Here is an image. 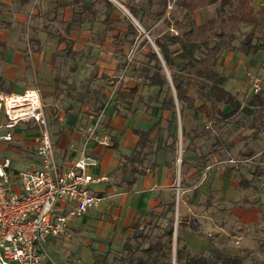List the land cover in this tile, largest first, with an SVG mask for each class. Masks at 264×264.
<instances>
[{"label":"trees","instance_id":"obj_1","mask_svg":"<svg viewBox=\"0 0 264 264\" xmlns=\"http://www.w3.org/2000/svg\"><path fill=\"white\" fill-rule=\"evenodd\" d=\"M103 1L112 6L109 0ZM167 1L149 0L150 4L158 7L152 10L156 20L166 22L168 28L155 37L152 29L143 25L140 18V9L147 8L139 9L124 4L148 31V35L153 37L151 39L157 51L142 36L137 47L139 57L122 62L120 68L127 69L129 76L127 81L118 79L114 91L116 108L124 105L132 113L136 111L133 104L137 102L145 110L157 107L166 112L167 116L164 127L160 126L159 117L148 129H132L137 139L130 155L124 158L118 168V187L124 185L128 189L137 176L156 166L155 161L150 163L148 160V155L154 153L150 139L153 130L166 132V139L161 147L164 152L176 155L179 141L178 119L182 127V152H198L194 164V181L198 180L202 170L209 165L210 156L220 154L222 150L229 151L234 145L233 140H227L215 133L213 126L231 123L233 130H237L242 126L239 118L242 115L250 118L247 128L251 130L249 136L252 141L259 139L264 133V88L258 93L239 99L225 87L227 77L218 69L224 53L239 51L247 56L264 50V6L255 10L252 0H175L176 6L185 12L181 20L171 23L164 16ZM211 5H215V15L196 23L191 14ZM109 17L106 15L105 20ZM125 20L130 30L124 34L131 35L129 43L133 45L138 31L128 17ZM171 28L177 33L171 31ZM142 47L146 50L143 51ZM68 53L76 55L70 48ZM2 80L0 77V91L10 93L9 87L2 85ZM116 81L114 78L111 83ZM83 88L78 94L79 100L92 103L93 115H100L106 104L98 101V91L93 93L88 88ZM141 88L146 93H141ZM96 104L98 106L95 107ZM187 119L193 122L189 128L185 127ZM200 119L204 121L197 123ZM199 139H203V143L209 139L213 142L202 152L200 146L195 145V140ZM238 154L241 156L240 160H244L253 154V149L245 146ZM185 166L186 161L182 155L179 181L181 191L186 184ZM237 181L240 189L250 187L252 183L240 174ZM96 195L102 197L100 193ZM175 198L176 194L172 191L166 201L154 205L147 212L143 224L136 222L130 226L131 234H127L125 228L121 251L118 255H113L110 261L107 260V254L98 253L91 248L93 264H244L243 256L226 253L223 248L215 246L211 238L206 239L207 254L191 253L180 235L187 226L183 216H178L174 240Z\"/></svg>","mask_w":264,"mask_h":264},{"label":"rangeland","instance_id":"obj_2","mask_svg":"<svg viewBox=\"0 0 264 264\" xmlns=\"http://www.w3.org/2000/svg\"><path fill=\"white\" fill-rule=\"evenodd\" d=\"M116 1L122 6L124 4H129L139 9L142 7L147 8L145 10L140 9L139 14L142 24L152 29L154 37L163 30H168L166 22L161 21V19L156 20L154 11L152 10H156L157 6L150 4L149 0ZM154 1L157 0H153V2ZM169 1L171 8H166L164 15L166 16L165 19L170 20L171 23H173L174 20H181L184 14L183 12L185 11L176 6L175 0ZM110 2L114 7L107 5L103 0L87 2L82 5L81 8H78L76 5L73 6V8H71V10H73L72 13H75L78 9H82V7L86 8V10L82 12L80 18L84 24L89 25V23H92V29H75L68 34L64 29V23L68 21L72 15L68 16V14L66 15L64 13L65 7L63 4L65 3L58 5V2L52 1L49 3L45 2L43 5L40 1H37L35 2V6L39 8L41 13L55 6V16L52 12L38 16L39 22L37 24L44 28V30H40V32H36L35 29H31L30 26L10 32L9 36L12 41H8L6 46L4 45L0 48V54L7 51V49L13 50L15 48H20L24 56L29 58V54H31V51L36 46L32 41H35L34 38L38 37L37 39L41 45V55L45 53L47 57L48 55L55 54L57 57L63 58L65 57L66 50L64 48V43L57 42L59 38L58 33L65 38H74L76 40L74 48L81 49L82 51L81 57L77 61V71L75 73L69 71L67 62H72V60L69 59H66V63H62V59H57L55 66H49L48 64L44 65L35 73L34 67L29 62L24 66L27 83H29L28 81H32V84L30 83L31 85L28 84V86H30V88H40V85H35V80L43 81L44 79V83L47 85L44 84V86H41L45 91L51 90L49 87L52 86V82L56 84L59 83L58 81L60 80H64L65 82L72 80L75 82V85L79 87L81 84H87L91 72L96 70L97 76H95V80L92 81L91 86L104 85V93L110 95L107 99L109 103L113 98V92L117 84H111L110 80L116 77L122 78L123 81L128 80L129 71L127 69H121L120 66L126 59L128 61L139 57L137 47L142 36L145 37V32H147L144 28L142 30L132 22L138 31V35L135 38L134 44L131 45L129 43L131 35L124 34L129 33L130 30L125 20V17L127 18L128 16L120 6L111 0ZM253 5L256 8H260L264 6V0H253ZM30 10L28 11V24H31L36 18L32 13H29ZM106 15L110 17L105 20ZM212 15H215V5L208 6L191 14L196 23H201ZM244 29L246 28H243V30ZM171 31L175 32V29L171 28ZM116 33L118 35L114 36ZM16 36H22V43L15 39L17 38ZM148 38V42L150 44L151 42L153 43L151 39L153 37L148 36ZM100 39H102L104 43H99L98 41ZM121 43L124 46L120 47ZM142 50L145 51L146 48L142 47ZM225 55L220 69L228 76V87L239 99L246 97V87L243 80L246 71L249 70L258 74L262 78L264 86V50H260L254 55L247 56L239 51H233L229 55V61ZM1 65H4V62L3 64L0 62V66ZM56 72L60 74L58 78L54 76ZM100 73L108 75L110 80L106 81L98 78ZM34 78L36 79L34 80ZM56 78L57 80H55ZM20 83L21 82L18 81L16 85ZM16 87L15 91H17ZM111 91L113 92L110 93ZM140 92L144 93L145 90L141 88ZM134 105L140 108L142 107L141 103L135 102ZM239 118L242 126L237 130H233L231 123L219 127L213 126V131L215 133H218L227 140H233L234 145L229 151L222 150L220 154L210 156L209 165L202 170L198 180L194 181L192 178L191 181V179H189L187 185L192 184L193 186L189 187L185 184L184 189H187L184 191L180 190L181 188L179 185L177 186L178 183L176 180L174 191L175 193L177 191L176 198L178 196V199L176 201L175 198L174 227L176 226L178 216L186 218L185 221L187 222V226L180 232V235L185 240L187 248L191 253L201 252L207 254L206 239L211 238L213 244L219 248H223L226 253L243 256L245 258L244 264H264V183L258 184L257 188L259 190H257L256 194L251 190L247 192L239 188H234L229 192V189L234 187L233 182L236 181L235 178L229 176L231 174L230 171H233V168L237 170L243 169L244 171L252 169L253 164L251 163L254 161L240 160L241 156L238 153L242 152L245 146L252 145V140L248 135L251 131L247 128L250 118H246L242 115H240ZM153 121H155V118H153ZM203 121V119H200L197 123ZM129 123V125H133L134 127H145V122L142 118L132 117ZM162 124L165 125L164 120ZM191 124H193V122L187 119L185 127L189 128ZM164 133V131H154L151 135L154 153L149 155L148 160L150 163L156 160L157 154H162L163 149L159 147V144H161L162 139H164ZM212 142L213 141L209 139L203 143V139H199L195 140V145H199L201 148L200 150L203 152ZM191 145L193 146L194 143H191ZM182 154L186 161V176L187 178H191V176L196 174V169L193 166L196 163L198 152L187 151L183 153L182 149L179 150L178 141L176 155H172L170 158V161L173 162L176 168V172L179 169L180 163H178V161H181ZM260 156V159H262L261 161L264 163V155L261 154ZM230 157L231 159L228 160L227 158ZM157 160L160 161V158ZM176 188L178 190H176ZM167 194L168 192H164L163 198H165ZM208 196H210L209 199H207ZM244 198H248L249 200ZM87 225L88 226L69 230L68 236L65 235L57 238L50 245H47L48 254L60 264H90L91 261V264H93L91 248L102 252V254H107L108 261L111 260L113 255L119 254L121 251L120 245L122 243L120 238L115 236L110 242H108L106 238L99 239L103 238L100 237L101 230L105 231L107 227L103 226L102 229H100L90 226V224ZM192 225H194L193 228ZM103 234L105 235L104 232ZM174 234L176 235V231Z\"/></svg>","mask_w":264,"mask_h":264},{"label":"crops","instance_id":"obj_3","mask_svg":"<svg viewBox=\"0 0 264 264\" xmlns=\"http://www.w3.org/2000/svg\"><path fill=\"white\" fill-rule=\"evenodd\" d=\"M37 1H40V3L43 5L45 2L49 3L52 1L58 2V5H60L61 3H65L63 4L65 7L64 13L66 15L68 14V16L72 15L71 18L64 23V29L68 34L73 32L75 29H92V23H89V25L84 24V22H82V19L80 18L82 16V12H84L86 8L82 7V9H78L75 13H72L73 10H71V8H73V6L75 5L78 8H81L82 5L93 0H0V48H2L4 45L6 46V43L11 40L9 34L12 31L20 30L26 26H30V28L33 30L35 29L36 32L44 30V28L40 27L37 24L39 22L38 16L41 14L44 15L45 13L48 14L50 12H52V14L55 16V6L51 9L46 10L44 13H41L39 11V8L35 6V2ZM111 1L116 4L118 3L116 0ZM68 4L71 6H69ZM124 8L126 9V7ZM254 9L257 10L259 8H256L254 6ZM29 10V13H32V15L36 17L35 21H32L31 24H28ZM126 15L128 16L127 13ZM128 18L130 19L129 16ZM130 21L133 22L131 19ZM133 23H135L139 28L143 30V27L138 21ZM58 35L59 38L57 42H62L65 45L64 48L66 50V54L63 58L57 57L55 54L48 55L47 57L45 56V53H42L41 55V45L39 40L37 39L38 37L34 38L35 41H32L36 44V46L31 51V54H29V58L24 56V53L22 50H20V48H15L13 50L7 49V51L0 54V62H2V64L4 62V65L0 66V77L3 79L2 85L6 88L9 87L8 90L10 93H22L27 89H31L28 84H30L32 81H28L29 83H27L26 75L24 73V66H26V64H28L29 62L34 67L35 73L37 70H39L40 67L44 65L48 64L49 66H55L57 59H62V63H66V59H69L72 60V62L70 63L67 62L69 71L71 73H75L77 71V61L82 54L81 49L74 48V45L76 43V40L74 38H65L59 33ZM116 35L117 33L114 36ZM147 36H149L148 31ZM16 37L20 38L15 39L18 42L20 41V43H22V36ZM98 42L104 43L102 39H100ZM122 46L124 45L121 43L120 47ZM68 48H70L72 52H75L76 55L72 56L71 53L69 54ZM230 54L231 52L223 54L220 65L223 63L224 55L229 61ZM220 65L218 66V69L221 71ZM58 75L60 74L56 72L54 76L58 78ZM224 75L227 77L225 87L230 90V88L228 87V76L226 74ZM95 76H97L96 70L94 72H91L89 82L87 84H81L79 87H77L75 85V82H73L72 80L68 82L60 80L58 81L59 83L56 84L52 82V86H48L49 88H51V90L49 91H45L44 89H42V86H44L45 84L44 79L43 81H37V79L34 78V80L36 79V86L40 85V88L37 89L40 92L41 102L48 120L50 137L52 140L54 154L59 170L68 171L73 169L74 171L79 172V170L74 167V163L83 157L93 159L97 163L96 165L89 166L87 168V172L91 174L92 177L100 179L98 182H94L89 185V189L95 195L97 193H100L102 197H100L101 199L95 207L90 208L87 212L79 217L71 218L69 222V230L88 226L87 224L100 229H102L103 226H106L107 230H101L100 237L103 238L99 239L106 238L108 239V242H110V240H112V238L116 236L117 238H120L123 243V230L127 228L126 233L131 234L132 229L130 228V226H132L136 222H140L141 224H143V222L147 218V212L160 201H166L169 194L175 190L176 180L178 183L177 186L179 185L180 166L178 171L176 172V168L174 167L173 162L170 161L172 154L164 152L163 149L162 154H157L158 156L156 160H154L156 166L153 169L147 170L145 174L137 176L136 181L128 189L125 188L124 185L119 187L117 186L118 178L120 175L118 168L124 161V158L130 155L134 143L137 139V137L132 133V129L141 128L129 125V120L132 117L142 118V120L145 122V127H143L142 129H148L155 123L157 118L161 117L160 126L164 127L165 125H163L162 122L163 120L165 122L167 113L162 112L157 107L153 110H145L143 105H141L142 107L140 108L139 106H135L134 104L133 107L136 108V111L132 113L128 112L124 105L116 108L114 101L115 92H110H113V98L108 103L107 99L110 95H108V93H104L105 86H91L92 81L95 80ZM98 76V78L100 79L106 81L110 80L108 78V75L106 74L100 73V75ZM57 78L55 80H57ZM116 79V82L110 83H118V79L120 78L116 77ZM18 81L21 83L19 85H16ZM83 86L85 88H88L89 92L94 93L95 91H98V101H102L106 104L100 115H93L92 103L82 102L79 100L78 94L79 92L83 91ZM15 87L17 91H15ZM0 92L5 93V91ZM96 106H98V104H96L95 107ZM153 118H155V121H153ZM92 130L94 134L93 137L90 136ZM154 131L158 130L155 129L152 131V133L150 134L151 140V135ZM3 133L4 130L1 129L0 135ZM181 133L182 127L180 120L178 119V138L179 134ZM164 134V139H162L159 147L163 145L166 139V132ZM37 135L38 131L33 123H19L12 131L11 141L0 139V159L3 157H8L11 161V167L12 169H14V171L37 168L38 159L35 153L34 142V138ZM102 136H106L108 138V145H104L99 142V140L102 139ZM249 147L253 149V154H251V156L247 157L244 160H254L253 162L251 161L253 167L252 169H247V171H244L243 169L237 170L236 168H233V171H230L231 174L229 176L235 178L236 181L234 180V187L230 188L229 192H231L234 188H238L237 178L239 174L242 177L251 180L252 182L250 187L242 189L244 191L248 192V190H251L254 194H256L257 190H259L257 188L258 184L264 183V163L261 161L262 159H260V155H264V133L259 139L252 141V145H249ZM158 157L160 158V161L157 160L159 159ZM258 170H260V172H258ZM194 176L195 174L191 176V178H187V176L185 177L186 185L189 179H191L192 181V178ZM187 186L191 187L193 185L190 184ZM185 189H183L182 191H184ZM176 190L178 189L176 188ZM164 192H168L165 198H163ZM244 199L249 200L248 198ZM103 232L105 233V235L103 234ZM54 240L56 239L50 240L48 245H50ZM122 243L120 245V248L122 246ZM97 252L102 254V252L100 251Z\"/></svg>","mask_w":264,"mask_h":264},{"label":"built area","instance_id":"obj_4","mask_svg":"<svg viewBox=\"0 0 264 264\" xmlns=\"http://www.w3.org/2000/svg\"><path fill=\"white\" fill-rule=\"evenodd\" d=\"M243 80L245 95L264 88L255 72L246 71ZM21 122H31L37 128L34 142L38 167L14 171L8 157L0 159V264H60L48 254L47 245L50 240L68 236L70 219L100 201L89 189L100 179L87 172L97 163L83 157L74 163L79 172L59 170L37 88L16 94L0 92V130H4L0 139L11 141L12 131ZM90 136H94L93 130ZM99 142L108 145V138L102 136Z\"/></svg>","mask_w":264,"mask_h":264},{"label":"water","instance_id":"obj_5","mask_svg":"<svg viewBox=\"0 0 264 264\" xmlns=\"http://www.w3.org/2000/svg\"><path fill=\"white\" fill-rule=\"evenodd\" d=\"M127 14L128 16L130 17V19L133 21V22H136V20L134 19V17L122 6L120 5L119 3H117ZM138 24V23H137ZM145 36L147 37V39L149 40L148 36H147V32H145ZM151 42V41H150ZM153 48L156 50L154 44L151 42ZM157 51V50H156ZM178 118H179V115H178ZM181 149V134H179V150ZM178 163H180V160L178 161ZM176 201H177V198H176ZM176 231V226L174 227V232ZM174 238H175V234H174Z\"/></svg>","mask_w":264,"mask_h":264}]
</instances>
